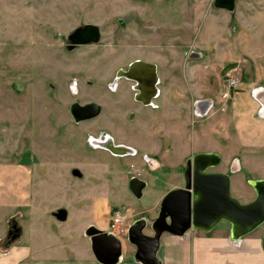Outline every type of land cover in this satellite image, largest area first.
<instances>
[{
  "label": "rangeland",
  "instance_id": "obj_1",
  "mask_svg": "<svg viewBox=\"0 0 264 264\" xmlns=\"http://www.w3.org/2000/svg\"><path fill=\"white\" fill-rule=\"evenodd\" d=\"M214 1L0 0V241L15 239V224L18 243L52 244L65 226L81 254L91 243L87 229L79 243L80 227L108 232L115 212H129L126 225L141 216L153 235L163 199L184 186L196 154L219 155L209 171L229 176L240 203L255 195L251 182L264 180V119L250 88L264 86V0H235L231 13ZM87 24L99 27V42L68 50V36ZM137 60L158 65L156 107L135 101L134 82L117 78ZM197 99L214 101V114L193 116ZM74 103L102 112L76 123ZM108 139L137 153L114 155L93 142ZM140 169L146 187L136 198L129 183ZM64 208L70 216L59 223L51 213ZM119 239L132 256L128 236Z\"/></svg>",
  "mask_w": 264,
  "mask_h": 264
},
{
  "label": "water",
  "instance_id": "obj_2",
  "mask_svg": "<svg viewBox=\"0 0 264 264\" xmlns=\"http://www.w3.org/2000/svg\"><path fill=\"white\" fill-rule=\"evenodd\" d=\"M214 7L231 13L235 10V0H215ZM99 40V27L87 24L69 35L67 48L73 50L79 45L98 43ZM117 78L135 82V89L138 91L136 99L145 105H149L157 94L158 78L155 65L135 61L129 65L127 71L121 70ZM101 112L102 107L96 103H74L70 107L71 116L76 123L95 119ZM103 146L114 155L124 156L133 152L128 147L114 145L110 140L103 143ZM220 163L221 159L217 154L204 153L193 156L186 166L185 186L166 195L158 217L151 222L153 235L144 233L148 225L144 219H139L130 226L127 236L129 243L136 248L135 261L140 264H161L157 253L161 237L165 233L178 237L184 236L192 229L208 233L221 221H226L231 225L232 240L238 241L264 225V180L251 182L256 198L242 204L231 195L229 176L209 171ZM129 187L136 198H141L146 183L133 178ZM52 216L60 222H65L67 212L61 209L52 213ZM12 229L17 238L20 230L17 226ZM86 236L91 240V250L98 263H119L123 254L119 237L94 226L87 229ZM262 247L264 251V235Z\"/></svg>",
  "mask_w": 264,
  "mask_h": 264
},
{
  "label": "crops",
  "instance_id": "obj_3",
  "mask_svg": "<svg viewBox=\"0 0 264 264\" xmlns=\"http://www.w3.org/2000/svg\"><path fill=\"white\" fill-rule=\"evenodd\" d=\"M199 56L202 57V54L199 53ZM137 61H143L155 65L158 83L156 84L157 94L154 98L151 99L149 105H145L142 101H138L136 99V96L138 94V91L135 89L136 83H134L135 85L133 84L132 87V89L136 91L134 99L135 101L141 103L145 108L156 107L157 105L155 104V100L160 99L163 94V88L161 87L163 83H160V77L158 76V65L155 62L151 61ZM170 88L174 90L175 87L171 85ZM174 93L177 101H179L180 99H184L180 96L178 90L175 89ZM250 95L259 103V109L257 113L261 119H264V86L259 85L253 88L251 87ZM198 100L199 99L191 101L190 109L193 116H212L214 113L211 112V110L214 109V101H212L211 99ZM236 100L237 99L235 98V101ZM210 112L212 113V115ZM128 148L132 149L133 154L137 153L136 149H133L132 147ZM147 151H151V149L149 148L147 149ZM236 160V158L233 159L235 165L237 162ZM138 164L139 163L137 162V165ZM135 165L133 163L131 166ZM150 167L158 168V160L155 158L150 159ZM140 173L141 174H139V176H131V179H142L143 169H140ZM184 186H182L181 188H183ZM255 198L256 193L252 198L247 200L246 203L253 201ZM64 210L67 212V221L70 214L67 209L64 208ZM136 217L132 221V223L139 219H142L141 216L138 218ZM57 222L65 223L58 220ZM89 227H91V225H88L87 227L84 226L83 230L82 227H80L78 232L74 231L75 235L77 232V238L80 241L79 243L82 244V240H84L81 237V232L84 231V229H88ZM17 228L20 230L19 236L17 238L10 240L9 242L0 241V264H100L95 259L91 250V246H89L86 241L84 247L82 245L83 253L80 254V252L82 251H78L74 243H71V240L73 238L71 236L72 231L70 229H67V227L65 226L59 228V230L61 231L60 233L64 234L65 236H59L56 233L53 234L54 243L50 244L47 242H43V240L41 239H38L40 242H37L38 240L33 241L30 245L23 244L22 242L18 243L21 237H23V230L18 226ZM259 228V231L255 230L238 241L232 240L231 225L228 222L227 227H223L221 229H218L217 231H214L213 229L208 233L198 229L189 230L182 237L165 233L161 237L157 257L161 264H264V251L262 247L264 225ZM86 231L87 230H85V233ZM47 233L50 234V232L48 231ZM145 234L151 235L147 232ZM66 238H70V240L67 241L65 240ZM85 238H87L91 243L89 237ZM135 251L136 248L133 246V249L129 251L132 256H125L123 253L118 264H140L134 259Z\"/></svg>",
  "mask_w": 264,
  "mask_h": 264
},
{
  "label": "built area",
  "instance_id": "obj_4",
  "mask_svg": "<svg viewBox=\"0 0 264 264\" xmlns=\"http://www.w3.org/2000/svg\"><path fill=\"white\" fill-rule=\"evenodd\" d=\"M235 81H230V86H236ZM133 154V152L131 153ZM129 212H115L108 233L119 237L120 235H127L131 225H126L127 220L130 218Z\"/></svg>",
  "mask_w": 264,
  "mask_h": 264
},
{
  "label": "flooded vegetation",
  "instance_id": "obj_5",
  "mask_svg": "<svg viewBox=\"0 0 264 264\" xmlns=\"http://www.w3.org/2000/svg\"><path fill=\"white\" fill-rule=\"evenodd\" d=\"M138 1V0H137ZM143 1H145V0H143ZM69 37V36H68ZM89 45H91V44H89ZM69 46V41H68V45H67V47ZM80 46H86V45H79V46H77L76 48H74L73 50H70V51H74L75 49H77L78 47H80ZM128 69H129V67H128ZM127 69V70H128ZM126 70V71H127ZM126 79V78H125ZM128 80V79H127ZM135 83V82H134ZM135 85V84H134ZM113 88H112V90L114 91V92H117V90H118V88H119V83H114V85L112 86ZM14 227L16 226V225H13ZM11 234H13V229H11Z\"/></svg>",
  "mask_w": 264,
  "mask_h": 264
},
{
  "label": "bare ground",
  "instance_id": "obj_6",
  "mask_svg": "<svg viewBox=\"0 0 264 264\" xmlns=\"http://www.w3.org/2000/svg\"><path fill=\"white\" fill-rule=\"evenodd\" d=\"M108 141H109V139H108ZM108 141H107V142H108ZM93 142H94L95 145H100V146L103 145V142H97V141H93ZM144 233H145V232H144Z\"/></svg>",
  "mask_w": 264,
  "mask_h": 264
}]
</instances>
